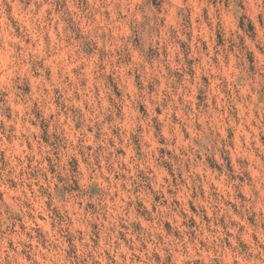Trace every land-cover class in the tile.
Here are the masks:
<instances>
[{
    "label": "clouds",
    "instance_id": "clouds-1",
    "mask_svg": "<svg viewBox=\"0 0 264 264\" xmlns=\"http://www.w3.org/2000/svg\"><path fill=\"white\" fill-rule=\"evenodd\" d=\"M0 264H264V0H0Z\"/></svg>",
    "mask_w": 264,
    "mask_h": 264
}]
</instances>
